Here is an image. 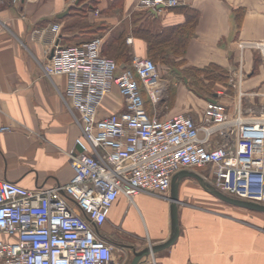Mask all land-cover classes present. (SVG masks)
Listing matches in <instances>:
<instances>
[{"label":"crops","instance_id":"0c3cea01","mask_svg":"<svg viewBox=\"0 0 264 264\" xmlns=\"http://www.w3.org/2000/svg\"><path fill=\"white\" fill-rule=\"evenodd\" d=\"M139 1L0 2V179L38 188L67 183L74 175L68 152L77 149L82 127L64 98L66 76L44 71L57 45L102 36V51L117 60L119 72L135 55L161 62L151 49L153 41L159 42L163 55L178 63L183 74V82L163 78L157 104L146 97L148 111L162 118L184 113L200 122L209 98L224 101L230 112L240 103L244 115L263 113L264 57L248 43L264 41V0H180L161 8L142 7ZM186 9L196 14L189 21V39L183 27L188 23ZM54 26L60 30L55 32ZM210 65L227 72L226 83L218 82L220 88L212 90L205 78L193 90L186 69ZM124 105L114 85L102 112L121 111ZM189 169L209 180L200 168ZM196 181L188 175L180 181L176 241L143 256L139 264H264V223L233 209L245 207L226 201L233 208L217 206ZM170 195L171 187L164 193L140 192L133 201L118 196L97 231L118 243L114 245L123 264H130L135 249L170 237Z\"/></svg>","mask_w":264,"mask_h":264},{"label":"built area","instance_id":"2783aa9c","mask_svg":"<svg viewBox=\"0 0 264 264\" xmlns=\"http://www.w3.org/2000/svg\"><path fill=\"white\" fill-rule=\"evenodd\" d=\"M139 4L173 7L180 0ZM2 26L0 19V32ZM103 42L95 36L57 45L44 65L48 75L66 76L64 98L82 127L77 149L68 152L74 175L38 188L0 179V264H123L98 227L119 195L133 201L140 192H167L183 169L210 166L216 188L264 204V111L247 116L239 103L230 112L224 101L209 98L200 122L184 113L151 114L146 97L157 104L165 88L158 63L135 55L118 72L117 60L102 53ZM248 45L264 57V41ZM114 85L124 108L103 113Z\"/></svg>","mask_w":264,"mask_h":264},{"label":"water","instance_id":"95a60500","mask_svg":"<svg viewBox=\"0 0 264 264\" xmlns=\"http://www.w3.org/2000/svg\"><path fill=\"white\" fill-rule=\"evenodd\" d=\"M160 7H162V6H158V8H160ZM60 16H62V14ZM187 175L193 176L194 178H196L199 181V183L207 191H209L213 195L217 196L218 198H220V199H222L228 203H232L234 205H238L241 207H245V208L264 212V204L263 203H260L258 201H254V200L238 198V197H234L232 195L226 194L223 191L216 188L201 173H199L195 170L183 169V170H181V171H179L173 175L172 183H171V195H170V202H171L170 208H171V210L170 211H171L172 227H171L170 237L166 241H164L163 243L150 245V246L142 249L141 251H137L135 249L134 250V256H133V259L131 260L130 264H139V262L143 256L148 255V254L155 252L157 250L169 247L178 238L179 233H180L179 212H178L179 186H180V181H181L182 177L187 176ZM114 244L118 245V243H116L115 241H114Z\"/></svg>","mask_w":264,"mask_h":264},{"label":"rangeland","instance_id":"374dc122","mask_svg":"<svg viewBox=\"0 0 264 264\" xmlns=\"http://www.w3.org/2000/svg\"><path fill=\"white\" fill-rule=\"evenodd\" d=\"M102 53L105 54L103 51H102ZM158 68H159V74L162 76V78H169V79L174 78V79L182 80V82H183L182 72L177 69V67L172 63V60L170 58H169V60L168 59L161 60V62L158 63ZM212 73L214 76H212V79H210V80L207 78L206 83H208V85L210 86V88L212 90L213 89L217 90L220 88V84L217 85L218 82H222L225 84L226 81L228 80L229 76L226 73H223V70H220L218 68H214L212 70ZM186 76H188V77L190 76L191 81L194 79V77L192 76V74L190 75V73L189 74L186 73ZM199 80H200V82H203L202 79H199ZM231 82H232V80H231ZM199 168H200L199 169L200 171H202L204 173L206 172L205 174L208 175L209 180H211V168L210 167H199ZM196 183H199V182L196 181ZM203 193L209 199H212L213 201H217V204H216L217 206L233 208L232 206H230V204H225L226 202L224 200L218 198L217 196H214L209 192H203ZM233 209H239L240 211H242L243 215L246 218L254 220V221L260 223V225H262L264 223V213L258 212V210H253V209H249V208H247V209L246 208H236V207Z\"/></svg>","mask_w":264,"mask_h":264},{"label":"trees","instance_id":"16d2710c","mask_svg":"<svg viewBox=\"0 0 264 264\" xmlns=\"http://www.w3.org/2000/svg\"><path fill=\"white\" fill-rule=\"evenodd\" d=\"M186 12H187V16H188V23H186V25H184L183 27H186V29H187L186 30L187 31L186 36H187V39H189L191 36V31H190L191 24L189 21H193L196 18V14L194 13L195 14L194 15L190 9H188V10L186 9ZM153 42L154 43H151L152 44L151 49L154 50L155 56H158L160 58V60H165V59L169 60V57L166 55H163V52L159 49V42H156V43H155V41H153ZM182 61H183V59H181V61H179V62H182ZM174 65L179 67L178 63H175ZM213 68H218L220 70H223V73L227 74V72L223 68H221L217 65H213V66L210 65V66L205 67V68H189V69H186V73H188V74L190 73V75L192 74V76L194 77V79L192 81H190L193 90H198L197 88L199 86V83L200 84L204 83L205 78H208L209 80L212 79V76H214L212 73ZM199 79H202L203 82H200ZM202 86H203V84H202Z\"/></svg>","mask_w":264,"mask_h":264}]
</instances>
